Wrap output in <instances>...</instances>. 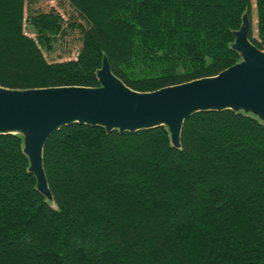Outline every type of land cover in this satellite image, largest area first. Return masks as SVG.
Here are the masks:
<instances>
[{"label": "trees", "instance_id": "obj_1", "mask_svg": "<svg viewBox=\"0 0 264 264\" xmlns=\"http://www.w3.org/2000/svg\"><path fill=\"white\" fill-rule=\"evenodd\" d=\"M57 2L63 12L0 0V86L98 87L105 57L139 92L215 77L241 61L232 45L253 8V0ZM255 5L250 41L264 51V0ZM72 35L76 59L50 60ZM44 165L52 202L37 188L23 137L0 135V264H264V123L253 115L195 114L180 148L166 127L120 134L75 124L50 138Z\"/></svg>", "mask_w": 264, "mask_h": 264}, {"label": "water", "instance_id": "obj_2", "mask_svg": "<svg viewBox=\"0 0 264 264\" xmlns=\"http://www.w3.org/2000/svg\"><path fill=\"white\" fill-rule=\"evenodd\" d=\"M251 29L252 22L245 14L232 45L241 55L236 65L215 77L154 92L128 87L112 72L106 57L98 71V87L0 86V135L23 137L37 188L52 202L44 152L50 138L64 127L79 124L120 134L166 127L173 146L180 148L186 120L198 113L231 110L264 123V51L250 41Z\"/></svg>", "mask_w": 264, "mask_h": 264}, {"label": "rangeland", "instance_id": "obj_3", "mask_svg": "<svg viewBox=\"0 0 264 264\" xmlns=\"http://www.w3.org/2000/svg\"><path fill=\"white\" fill-rule=\"evenodd\" d=\"M38 2V6L42 9L49 10L50 8H57L59 11L63 12V10L60 9L59 4L57 0H34ZM257 23H258V17H257V11H256V5H255V0H253V8H252V28L254 31L255 37H257ZM66 51L73 50L70 55L68 53H64V50ZM79 49L78 46V38L76 35H72L66 40L65 42L63 41L60 43V45L56 46V49L54 53L50 56V54L46 53L48 58L51 60H57V61H65L68 60L69 58L76 59V51ZM68 50V52H69Z\"/></svg>", "mask_w": 264, "mask_h": 264}]
</instances>
